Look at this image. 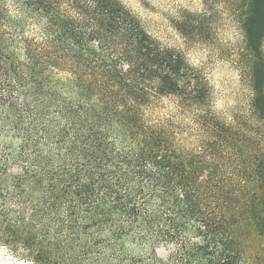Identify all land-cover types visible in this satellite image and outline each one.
I'll list each match as a JSON object with an SVG mask.
<instances>
[{"label":"trees","instance_id":"obj_1","mask_svg":"<svg viewBox=\"0 0 264 264\" xmlns=\"http://www.w3.org/2000/svg\"><path fill=\"white\" fill-rule=\"evenodd\" d=\"M239 10L250 96L225 115L206 73L121 0H0V205L17 191L27 208L0 242L41 260L244 264L249 236L264 238V0ZM133 235L151 253L127 254Z\"/></svg>","mask_w":264,"mask_h":264},{"label":"rangeland","instance_id":"obj_2","mask_svg":"<svg viewBox=\"0 0 264 264\" xmlns=\"http://www.w3.org/2000/svg\"><path fill=\"white\" fill-rule=\"evenodd\" d=\"M121 1L137 15L153 37L163 45L183 53L189 63L206 73L213 87L215 106L219 113L226 115L233 109L244 110L247 107L250 96V60L245 50L240 20L242 0ZM194 15L202 17L203 28L190 37L179 29L184 28V24ZM44 25L47 27V23ZM52 26L57 30L55 24ZM59 31L60 35L56 39L62 44L57 43L56 48L72 51L77 41L61 30V27ZM60 80L61 91L71 96L74 92L71 77L61 74ZM171 105L166 101V106ZM26 209L17 191L5 199L4 204L0 205V233L6 222L22 218ZM242 233L249 235L247 226H242ZM247 245L244 264H263L264 238L251 235ZM39 249L26 250L13 241L0 242V264H91L74 254L55 252L41 260ZM122 249L137 258L151 253L152 247L133 235L123 241ZM158 253L162 256L167 254L164 248L159 249Z\"/></svg>","mask_w":264,"mask_h":264}]
</instances>
